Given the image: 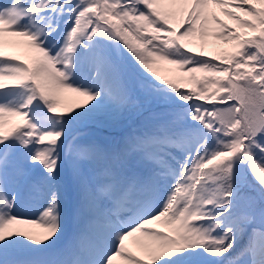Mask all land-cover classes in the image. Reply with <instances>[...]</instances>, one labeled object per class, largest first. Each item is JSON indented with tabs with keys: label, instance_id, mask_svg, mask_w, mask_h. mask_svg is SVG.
<instances>
[{
	"label": "snow or ice",
	"instance_id": "1",
	"mask_svg": "<svg viewBox=\"0 0 264 264\" xmlns=\"http://www.w3.org/2000/svg\"><path fill=\"white\" fill-rule=\"evenodd\" d=\"M0 264H264V0L0 4Z\"/></svg>",
	"mask_w": 264,
	"mask_h": 264
},
{
	"label": "rangeland",
	"instance_id": "2",
	"mask_svg": "<svg viewBox=\"0 0 264 264\" xmlns=\"http://www.w3.org/2000/svg\"><path fill=\"white\" fill-rule=\"evenodd\" d=\"M155 71L158 72V74L162 78H174L178 75H183L181 70L176 66V68H166L164 66L156 65L154 68ZM197 75H200L199 73ZM188 87H191V85H188ZM62 106L67 109L70 106L66 105L61 100ZM17 118H12V122H15ZM137 124V118L133 117L131 119H124L117 125L113 127H104L99 128L96 125L93 124H86V125H76L74 128V132L76 134L77 139L80 142L88 143L93 140H106L110 142H118L122 136H124L127 132L131 131ZM68 177L67 170L65 171V178ZM39 200L38 196H33L30 199H26L24 203L22 204L19 211H21L24 214H31ZM66 212H65V232H66V238H70L74 231L77 228V225L79 223L78 219L72 214L71 212V197L66 196ZM30 228L31 231L35 233L41 232L40 230H36L39 227L35 225L27 226ZM129 245L133 248L135 247L131 243Z\"/></svg>",
	"mask_w": 264,
	"mask_h": 264
},
{
	"label": "bare ground",
	"instance_id": "3",
	"mask_svg": "<svg viewBox=\"0 0 264 264\" xmlns=\"http://www.w3.org/2000/svg\"><path fill=\"white\" fill-rule=\"evenodd\" d=\"M5 2H7V0H0V4H2V3H5ZM221 19H227L226 17H224V16H221ZM228 23H232V21H228ZM229 46L228 45H221V48L220 49H217V51H219V50H222V49H226V48H228ZM11 51H13L15 54H17V55H21V57L23 58V49L21 48V49H12ZM209 51H212V49H209ZM158 65H160V66H164V67H166V68H176V66L175 65H171V64H168L167 62H165V61H160V62H158ZM60 97H61V100L66 104V105H68V106H70V107H74L75 106V104H76V102L77 101H82V100H84V98L83 97H79V96H77L75 93H72V92H68V91H63V92H61L60 93ZM36 230H40V231H42V229H40V228H38V229H36ZM129 247H131L130 245H129ZM132 248V247H131ZM133 250H136L135 249V247H133Z\"/></svg>",
	"mask_w": 264,
	"mask_h": 264
}]
</instances>
